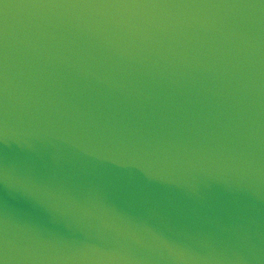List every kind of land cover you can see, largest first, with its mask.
Listing matches in <instances>:
<instances>
[{
    "label": "water",
    "instance_id": "obj_1",
    "mask_svg": "<svg viewBox=\"0 0 264 264\" xmlns=\"http://www.w3.org/2000/svg\"><path fill=\"white\" fill-rule=\"evenodd\" d=\"M0 264H264V0H0Z\"/></svg>",
    "mask_w": 264,
    "mask_h": 264
}]
</instances>
